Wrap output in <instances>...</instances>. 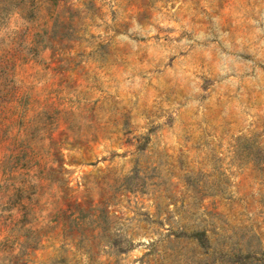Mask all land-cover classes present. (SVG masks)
Segmentation results:
<instances>
[{
	"label": "rangeland",
	"instance_id": "rangeland-1",
	"mask_svg": "<svg viewBox=\"0 0 264 264\" xmlns=\"http://www.w3.org/2000/svg\"><path fill=\"white\" fill-rule=\"evenodd\" d=\"M0 264H264V0H0Z\"/></svg>",
	"mask_w": 264,
	"mask_h": 264
},
{
	"label": "trees",
	"instance_id": "trees-1",
	"mask_svg": "<svg viewBox=\"0 0 264 264\" xmlns=\"http://www.w3.org/2000/svg\"><path fill=\"white\" fill-rule=\"evenodd\" d=\"M176 235H186L189 238L195 239L197 243L205 248V250H208L210 243L209 239L207 237L206 231L204 230H198L192 233H186V232H181V233H175Z\"/></svg>",
	"mask_w": 264,
	"mask_h": 264
}]
</instances>
